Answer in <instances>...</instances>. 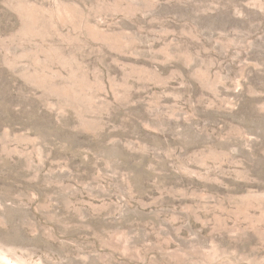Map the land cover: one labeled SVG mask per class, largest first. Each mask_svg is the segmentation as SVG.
I'll return each instance as SVG.
<instances>
[{
  "label": "rangeland",
  "instance_id": "1",
  "mask_svg": "<svg viewBox=\"0 0 264 264\" xmlns=\"http://www.w3.org/2000/svg\"><path fill=\"white\" fill-rule=\"evenodd\" d=\"M0 264H264V0H0Z\"/></svg>",
  "mask_w": 264,
  "mask_h": 264
}]
</instances>
